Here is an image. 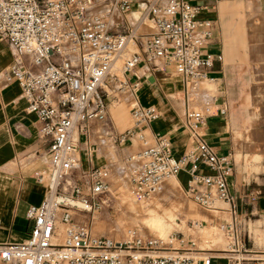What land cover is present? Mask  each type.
<instances>
[{"label": "built area", "instance_id": "1", "mask_svg": "<svg viewBox=\"0 0 264 264\" xmlns=\"http://www.w3.org/2000/svg\"><path fill=\"white\" fill-rule=\"evenodd\" d=\"M220 0H0V38L13 51L10 67L0 74V87L17 84L26 111L41 122L40 137L49 139V171L37 180L47 192L29 206L27 239L0 244L1 264H264V253L251 251L233 221H223L227 246L204 249L194 236L141 237L124 240L93 234L77 219H94L113 194L110 170L95 167L83 179L80 137L85 123L108 119V97H131L132 127L114 138H135L141 150L124 163L123 179L139 203L161 194L168 181L188 177L181 189L207 213L236 215L238 198L230 193L233 154L219 155L207 141L209 118L229 115L228 101L214 97L201 108L188 106L184 130L190 145L180 157L172 140L146 135L159 119L154 106L138 100L142 78L172 69L189 96L203 82H216L221 55L208 52L217 42V21L209 14ZM141 9L133 22L128 13ZM146 27V28H145ZM223 205L224 207H222ZM226 207V208H225ZM192 229L204 227L191 222Z\"/></svg>", "mask_w": 264, "mask_h": 264}, {"label": "crops", "instance_id": "2", "mask_svg": "<svg viewBox=\"0 0 264 264\" xmlns=\"http://www.w3.org/2000/svg\"><path fill=\"white\" fill-rule=\"evenodd\" d=\"M242 9L241 3L223 4L220 8L223 46H220L221 32L217 27V42L208 48V52L222 55L221 62L215 65V72L216 77H224V86L228 88L229 96L222 91L217 97L228 101L229 115L226 118H209L204 132L206 141L219 155L233 154L234 157V173L229 178L228 185L230 193L238 198V211L233 216L225 213L229 217L225 221L235 223L237 229L244 234L251 251L264 253V100L255 122L250 123L244 113L237 119L234 110L236 96L232 85V82H238L237 76L233 75V68L244 66L242 56L245 53L252 61L251 65L264 68V12L260 32L254 36L248 50L243 53L240 48L246 20ZM139 10V7H135L132 11L134 19H137ZM12 61V49L0 38V74L10 67ZM138 72L139 76H143L142 87L137 94L139 102L143 106H154L160 113L159 119L148 126L146 135L168 136L172 140L175 155L182 156L189 147L190 140L188 132L184 130L186 102L183 101L181 105V77L172 69H168L165 74L149 72L139 67ZM210 87L215 92L216 84ZM192 93L189 94L190 99L197 95L208 96L205 91ZM122 95L124 94H116L118 102H121ZM107 102L108 119L104 122H86V131L80 137V160L81 163L87 162L88 171L91 167H106L100 166L98 153L93 151L95 146L100 148L103 139L119 146L124 145L114 141L115 137L126 131L121 129L122 126H116L114 118L120 124L124 123L126 106L122 104L115 108L110 107V104L116 103L114 96L108 97ZM26 107L17 84L0 87V244H21L27 239V210L31 205H39L47 192L46 184L38 182L37 176L49 171L50 142L49 139L40 137L42 124L35 115L27 113ZM105 130L109 131L106 135ZM128 144L138 149L135 154L141 150L135 138ZM245 147L258 148L257 153L252 154L257 160L251 165L259 169L257 174L247 172L248 167L244 162ZM187 179V175L181 173L175 182L184 186ZM214 264H225V260H215Z\"/></svg>", "mask_w": 264, "mask_h": 264}, {"label": "rangeland", "instance_id": "3", "mask_svg": "<svg viewBox=\"0 0 264 264\" xmlns=\"http://www.w3.org/2000/svg\"><path fill=\"white\" fill-rule=\"evenodd\" d=\"M230 3H241L243 5L242 11L244 12L246 21L243 43L240 50L244 53L248 50L254 36L260 32L263 23L264 2L263 0H220L216 9L209 14L217 21V27L221 32L220 46H223L220 8L221 5ZM133 10L134 8L128 13V16L134 22L136 19H134L132 14ZM140 11L141 9L138 12V16ZM243 58L244 66L233 68V75L237 76L238 79V82H232L233 91L236 96V107H234V110H236L237 119H240L242 113H244V117L246 118L247 116L251 123V121H256L260 105L264 100V68L251 65L252 61L246 53L242 56ZM141 74L142 72H140ZM217 78L221 80L215 82L217 86L215 92L210 87L214 82H203L196 89H191L189 94L200 88V91H205L208 96L202 97L196 94L197 96L193 99H190L193 93L190 95L191 97L187 95L182 80L183 96L181 97V105H183V101L184 103L186 102L185 110L188 106V99L191 107L201 108L206 102L219 96L222 91L228 95V88L225 87L226 81L224 77L219 76ZM122 104L126 106L124 123L120 124L115 118L114 122L116 126H122L121 129L125 131L131 128L133 124L131 97L124 94L122 95L121 102L110 104V107L115 108ZM108 133L109 131H104L105 135ZM102 143L100 148L98 146L93 147V151L94 153H98V157L101 160L100 166L109 168L111 182L117 189L119 188V191L113 194L110 202L96 214L94 219L90 215L78 218L77 220L80 223L87 224L93 234L97 236L112 238L117 241L128 238L131 234L129 232H133V234L141 237H167L173 233H181L184 236L191 235L197 238L200 246L204 249L222 250L226 248L228 243L225 232L221 230V224L223 221L228 220V215H217L202 210L185 196L181 185L176 183L175 179L168 181L164 191L158 196L138 203L130 194L129 186L123 179L124 163L138 149L133 148L128 143L119 146L112 143V141L104 139ZM257 150L258 148H244V162L247 164L248 173H259L258 168L251 166L257 160L252 155L257 153ZM86 166L87 162L84 161L81 163V168L75 171L73 175L80 180L83 179L84 173L88 171ZM152 218L160 219L162 221L161 224H153L151 222ZM193 221L203 223L204 227L199 231H195L191 226V222Z\"/></svg>", "mask_w": 264, "mask_h": 264}, {"label": "bare ground", "instance_id": "4", "mask_svg": "<svg viewBox=\"0 0 264 264\" xmlns=\"http://www.w3.org/2000/svg\"><path fill=\"white\" fill-rule=\"evenodd\" d=\"M134 13V12H133ZM215 83V82H214ZM213 83V84H214ZM210 85V84H209ZM212 85V84H211ZM201 87V86H200ZM200 91V88L198 89V90H196V91H194V93H197V92H199ZM174 180V179H173ZM151 222L153 223V224H161V220L160 219H156V218H152L151 219ZM129 233H131V232H129Z\"/></svg>", "mask_w": 264, "mask_h": 264}]
</instances>
